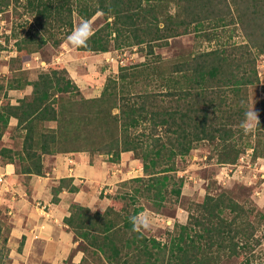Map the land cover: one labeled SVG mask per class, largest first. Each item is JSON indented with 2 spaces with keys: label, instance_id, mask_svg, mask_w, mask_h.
<instances>
[{
  "label": "trees",
  "instance_id": "trees-1",
  "mask_svg": "<svg viewBox=\"0 0 264 264\" xmlns=\"http://www.w3.org/2000/svg\"><path fill=\"white\" fill-rule=\"evenodd\" d=\"M14 1H21L32 17V27L16 42V62L49 43L60 46L75 28L74 13L85 21L103 13L104 24L85 46L77 47L96 53L136 46L154 54L155 46L204 29L203 19L213 22L217 30L203 34L207 41L216 42L211 50L189 56L169 72L149 62L137 69L123 66L94 98L82 94L66 69L50 68L36 80L20 70L7 81L5 91L32 86V92L16 103L2 102L0 140L14 118L22 143L20 149L2 147L0 157L3 164H14L18 175L31 177L45 175V156L84 152L107 155L109 162L119 163L122 154L132 152L141 160L143 176L129 180L137 186L133 194L119 197L127 201L120 210L110 206L91 212L79 203L71 204L65 223L89 247L109 264H231L241 256L244 260L237 264H250L248 253L264 238L255 235V223H261L264 214L247 209L234 192L207 193L189 213L187 223H175L165 242L133 230L130 218L145 210L138 205L140 193H147L157 211L169 196H181L184 180L175 174L176 159L200 142L213 141L216 160L224 165L236 164L249 148L253 159L264 157V99L257 102L260 127L236 137L243 132L240 124L250 108V94L264 89L257 66L258 56L264 54V0H226L225 8L217 5L207 14L196 9L199 0H0V13ZM182 1L183 15L163 10L165 2L166 7L172 3L179 9ZM236 23L246 44H221L218 29L230 25L237 29ZM141 82L148 84L137 89ZM153 82L170 90L169 105L148 89ZM71 183V178H63L53 187L54 203L63 189L79 190ZM8 211L0 202V215ZM10 217L0 216V234L6 231L10 236ZM122 232L130 234L118 245ZM80 264H85L84 258Z\"/></svg>",
  "mask_w": 264,
  "mask_h": 264
},
{
  "label": "rangeland",
  "instance_id": "rangeland-1",
  "mask_svg": "<svg viewBox=\"0 0 264 264\" xmlns=\"http://www.w3.org/2000/svg\"><path fill=\"white\" fill-rule=\"evenodd\" d=\"M165 3L163 4L165 12L168 10L171 13L179 11L180 15L185 13L184 1L180 3L179 9L174 7L172 3L166 7ZM226 3V0H199L196 9L207 14L206 12L211 11L217 5L225 8ZM228 17L230 18V16ZM104 22V15L101 11L97 12L89 21L81 19L74 13L75 28L86 23L90 25L92 31H95ZM202 22L204 23V29L200 31L192 30L189 34L172 38L169 40V45L155 46L154 54H150L146 50L142 52L136 46L112 49L105 53L84 52L79 51L77 47H73L67 37L58 47H53L52 43H49L41 51L29 55L24 54L22 61L18 60L16 62L14 61L17 58L16 42L23 38L26 31L32 27V17L25 11L21 1H14L9 8L0 13V106L2 102L16 103L18 99L31 94L32 86H23L17 90L5 91L7 81L18 74L20 70H24L23 72L29 80H36L40 72L47 71L50 68L66 69L68 76L77 84L82 94L87 98L98 97L107 78L109 76H117L123 66L137 69L149 62L159 65L163 72H169L189 56L199 51L211 50L216 46L215 41L209 42L204 36L206 32L217 30L213 27V22L206 19H203ZM234 26L230 25L225 29H218L221 44H225V46H229L234 42L246 44L239 24L236 23L237 29ZM257 66L261 86H264V54L258 56ZM146 84L148 83L142 84L141 82L136 88L140 89L145 87ZM155 84L153 82V84L148 85V89H153L156 93H159L160 97L164 99V105H169L170 100L173 98L169 94L170 90L166 86L159 88ZM250 96L251 105L249 110L254 108L259 114L260 106L257 102L264 99V89L252 92ZM51 125L54 124L51 123ZM241 134L243 137L246 136L243 131L237 133L236 137ZM212 142H200L182 159L177 157V171L175 174L177 178H183L184 180L182 194L178 199L175 196H169L164 206L157 211L146 198L147 193L138 194V205L145 206L146 210L143 214L150 220L149 228L140 227L139 229L147 236L155 237L162 242L167 241L169 234L174 231L175 223H187L189 213L194 212L197 205L203 202L207 193L218 194L223 190L234 192L237 200L244 203L247 209L255 208L264 214V157L252 159L253 163L258 162L256 169L249 167L246 160H238L236 164H220L216 160L215 145ZM21 143L22 139L15 131V128L10 127L2 140H0V149L2 147L20 149ZM130 153L126 160L127 164L123 168L122 173H120L121 179L114 187V192H109L111 185H104L101 190V199L110 203L108 207L114 206L117 210L127 204V201L119 197L133 194L134 186H137L135 183L131 184L129 180L143 176V174L139 173H128L127 169L130 166L131 168H138L139 161L141 162V160L136 159L132 155V152ZM90 156L91 160L101 158L104 162L111 163L107 155L93 154ZM135 159L136 162L134 163L132 160ZM1 165H3V160L0 157ZM126 171L128 174H125ZM106 191L107 193H104ZM0 216L5 220L9 218V214L6 213L5 215L4 212ZM109 217L118 220L115 215ZM138 217H140V214ZM251 220H254V216L251 217ZM255 220H258V217ZM255 224L256 237H262L264 235V220ZM75 233L78 242L77 249L84 252L85 264H109L102 254L89 247L88 243L80 237L77 231ZM129 234L130 232H122L118 245L123 244ZM6 237L7 240L5 241ZM262 239V243L255 244V242L251 252L248 253L250 264H264V238ZM1 251L0 259H2V264H13L14 259L9 247V235L6 231L0 234ZM242 260H244L243 256L231 261V264L240 263Z\"/></svg>",
  "mask_w": 264,
  "mask_h": 264
},
{
  "label": "crops",
  "instance_id": "crops-1",
  "mask_svg": "<svg viewBox=\"0 0 264 264\" xmlns=\"http://www.w3.org/2000/svg\"><path fill=\"white\" fill-rule=\"evenodd\" d=\"M16 125L17 120L12 118L10 127ZM127 157L122 154L119 163H108L101 158L91 160L84 152L45 156V175L31 177L18 175L14 164L1 165L0 202L8 207L11 216L9 247L13 264H80L84 252L77 249L74 229L65 223L71 204L79 203L91 212L104 211L110 203L101 199V190L111 185L109 192H114ZM138 165L142 167L140 161ZM132 168L127 169L129 174ZM63 178H71V185L79 190L63 189L54 203L52 189Z\"/></svg>",
  "mask_w": 264,
  "mask_h": 264
},
{
  "label": "clouds",
  "instance_id": "clouds-1",
  "mask_svg": "<svg viewBox=\"0 0 264 264\" xmlns=\"http://www.w3.org/2000/svg\"><path fill=\"white\" fill-rule=\"evenodd\" d=\"M93 31L90 25L84 23L79 25L77 28L68 36V41L73 47H81L87 44V41L91 38ZM261 121L259 119V114L254 110V108L245 112L244 119L241 121L240 127L245 134H250L255 131L257 127H260ZM93 212L96 209H92ZM101 211H103L101 209ZM131 222L133 223V230H139L140 227L145 229L150 227V220L143 213L140 217H131Z\"/></svg>",
  "mask_w": 264,
  "mask_h": 264
},
{
  "label": "built area",
  "instance_id": "built-area-1",
  "mask_svg": "<svg viewBox=\"0 0 264 264\" xmlns=\"http://www.w3.org/2000/svg\"><path fill=\"white\" fill-rule=\"evenodd\" d=\"M253 153H254L253 148L248 149V150H246V152L243 155L240 156L239 160H241V161L246 160L249 167H253L254 169H256L258 166V162L257 161L255 163L252 162ZM129 172H130V174H133V173L143 174V168L142 167L132 168V169H130ZM0 183H3V177L2 176H0Z\"/></svg>",
  "mask_w": 264,
  "mask_h": 264
}]
</instances>
